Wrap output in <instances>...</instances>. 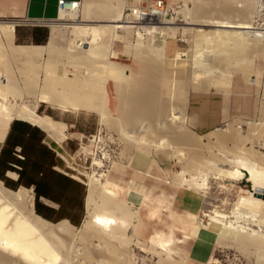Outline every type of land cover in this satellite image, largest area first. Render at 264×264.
<instances>
[{
  "label": "bare ground",
  "instance_id": "bare-ground-1",
  "mask_svg": "<svg viewBox=\"0 0 264 264\" xmlns=\"http://www.w3.org/2000/svg\"><path fill=\"white\" fill-rule=\"evenodd\" d=\"M220 1L221 5H223L222 1L224 0ZM220 1H205L208 7H212L211 10L206 8L208 12L205 9L206 15L201 19L188 17L189 19L185 23L186 26H182L183 30L191 29V26L215 27L212 32L205 30L206 28L192 27L196 32L204 33L202 34L204 38L203 36L202 38L204 43H206V47L220 39L218 34H223L221 39L232 41L233 44H238L244 48H249V46L252 48L258 47L262 40L254 37L248 30L252 20V13H250L246 5L248 6L249 4V8H251V2L254 1L242 0L241 4L242 6L245 5L246 9L241 8L236 19L230 16L234 12L232 7H230L233 10L231 12L226 9H218ZM227 1L225 0V2ZM127 6V0H86V7L83 8L84 19L77 21L75 20L76 14H71V20H65V15L61 12L57 20L48 24L51 26V34L44 45L15 44L13 41L14 25L0 22V65H5L3 62L8 63L11 59H15L17 65L19 62H25L26 65L33 63L30 67L24 65L25 67L20 68L19 72L26 77L23 81L24 86L21 88L16 77L12 76L10 79L7 77L8 73L6 74L0 70V110L5 113L0 121V139L2 140L8 133L14 120L27 122L41 129L57 143H61L66 139V124L57 121L48 114H40L38 112L40 103L59 107L65 111L69 108L94 111L99 114L103 122L109 121L118 124L120 128L118 129L119 131L121 130L120 133L122 135L131 131L133 134L129 136L128 141L134 148L152 149L153 144L151 142L146 143L148 141V134L146 135V133L150 132L151 121H154L158 127H167L172 134L174 133V140L180 142V144L181 142L186 143L188 147L192 148L194 152L190 154L187 167L189 171L193 172V175L195 173L200 175L201 178H205L210 168H212V171L218 168H215L217 163L226 164L236 160L230 159L231 157L228 159L227 155L225 156L227 153H231L232 158H237V160L241 156V159H239L241 160V168L237 167L227 170L218 168L217 172L235 179L246 178L247 181L252 182L253 188L251 192L249 191V196L239 199L236 205H244L257 216L258 212L264 211V159H259L261 161L258 164L254 163V160L251 164L244 162V160L248 159L250 151L249 148H245V145H242L246 144V141H243L244 137L241 136V138L235 134L234 129L232 130L233 127H223L213 132L216 137L215 140H218V144H220L219 146L217 145L218 154L222 152L220 156L214 153L213 149H209L208 146L206 151L209 153L207 156L200 153L201 150H204L202 149L204 148L202 141L192 136L184 127L187 94L177 97V99L174 98L176 99V104L173 107L169 104L171 101L167 103L160 96V86L163 83H160V78L157 80L156 76L163 73L161 70L164 61L166 62L169 55L168 42L163 40L158 45L146 44V46L138 48V56L140 58L145 56L148 62L143 58L140 60L141 64H145L141 65L144 68L143 73L138 75L137 79L135 78L129 82L124 83V76L122 77L123 67L112 59L106 61L108 57L116 58L118 55L117 51L113 49L112 43L116 40L123 41V38H125L117 33L120 28L131 29L136 27L132 24L138 25V31H135V35L139 38H142L143 32L148 35H154L156 32L164 33L169 31V35L173 36L174 32L180 28V25L176 24L175 21L164 20L165 17L151 18L153 17L151 13L148 15L147 21L138 20V23H135L125 16V8ZM212 13H216L217 16H213ZM62 27L70 35V42L65 47L57 46L63 34L61 32ZM197 36L201 37V35ZM194 41L196 45L193 48V52H196H194V58L189 59L187 62L190 65L192 64L193 69L194 65L197 68L201 65L204 68V72L207 73L203 72L205 74L204 77L207 79L198 82V85H195L193 89L229 88L233 72L228 69L227 71L224 70L225 67L223 69V66H219L216 61L202 62L201 58H204L203 55L208 50L207 48H199L203 40L200 41L196 38ZM256 41L259 43H256ZM262 43L264 44V42ZM254 44L257 45L254 46ZM259 50L257 51L260 52ZM41 60L44 62L43 69L40 67L43 64H40ZM35 61H39V67L38 63L34 64ZM83 68L85 70H82ZM18 69L17 67L15 71H18ZM11 70L13 69L11 68ZM201 71L200 73H202ZM33 73L34 75L36 74V78H34L36 81L33 80ZM200 73L196 74L194 72L193 76L196 80L197 76L199 78ZM217 73H219L218 77L216 76ZM39 75L41 79H38ZM3 76L7 77L6 80L1 79ZM156 80L157 82H155ZM208 80L211 83L208 84ZM110 83L113 84L111 90L113 95L119 100V109H122L123 117L114 118L111 113V97L108 87ZM5 89H8L6 91L12 96L10 97L12 101H9V94ZM21 89L29 97H33V106L24 102ZM19 100H21L20 103ZM145 121H150V124L149 122L148 125L146 124V133L144 136L137 137L143 132L142 126H145ZM163 129L158 131L160 132L161 130L163 133L165 131ZM239 139H243L242 141L240 140L242 144H239ZM256 141L259 142V140ZM161 142L165 145L168 144H166L167 138ZM177 142L175 144H178ZM256 143L253 142V144ZM211 147H213L212 144ZM251 148V153L252 150L256 153L257 150ZM187 150L189 151V149ZM247 151L249 152L247 153ZM234 152H245V155H238L237 153L236 155ZM244 156L245 159L243 158ZM254 156L252 155L256 160L257 155ZM95 165L99 168L104 167V163L101 160L95 161ZM102 176V172L91 176L85 196L86 216L80 228L74 226L68 219H62L55 223L45 219L35 211L33 201L28 202V195L32 193V188L20 186L17 190H12L0 179V264H137L132 247H145V245L129 233L133 226L132 223L136 220L135 211L129 205L127 199L118 193L120 191L119 186L111 184L113 187L108 189L106 181L102 180ZM11 177L16 178L17 175L14 173L11 174ZM215 212L216 215L212 217L214 220H217V217L228 219L235 215L234 210L232 211L233 216ZM249 223L260 226L261 223H264V214L259 215L258 219H249ZM228 224L229 227L237 232L235 240L237 243L242 245V247L254 245L261 253L262 257L260 258H264V239H260L258 236L255 237L256 230L254 231L252 228L250 230L242 225L232 226L233 222L231 220H228ZM175 254L167 250L165 260H180ZM159 256L160 259L158 260L161 263L163 260L161 259V252Z\"/></svg>",
  "mask_w": 264,
  "mask_h": 264
},
{
  "label": "rangeland",
  "instance_id": "rangeland-1",
  "mask_svg": "<svg viewBox=\"0 0 264 264\" xmlns=\"http://www.w3.org/2000/svg\"><path fill=\"white\" fill-rule=\"evenodd\" d=\"M153 1L154 0H129L128 6L140 5L143 7H149ZM203 1L204 0H165L169 10L173 12L165 17L164 20H173L176 24L180 25V28L174 32L175 36L169 35V31H165L164 33L156 32L154 35H148L143 32L142 38H139L135 35V31H138V25L135 24L132 25L136 27L131 29H127L125 27L118 29L117 33L125 38H123V41H113L112 47L117 51L118 55L116 58L108 57L109 59L107 58L106 61L112 59L118 65L123 67L122 77L124 76V83L132 81L135 78L137 79L138 75L142 74L144 70L143 66H141L144 63L141 64L142 62L140 61L143 57L140 58L138 56V48L146 46V44H152V46L158 45L163 40H166L168 42L169 56L172 52L174 54V56L170 58H178L181 60V64H183L185 81L182 85L186 86L187 92L181 94L175 93L174 91H168V88L165 87L164 77L166 74L164 75L163 65V68L161 67V71L163 73L156 76L157 80L160 78L159 82L163 83L160 86V96L162 99L166 100L167 103L171 101L169 104L173 107L176 104L177 97L187 94L185 104L186 119L184 127L186 131L192 134V136L202 141L204 145V148L202 149L204 150H201L200 153L207 156L209 153L206 151L208 146L209 149H213L212 151L218 154L219 149L217 148V145L219 146L220 144H218V140H215L216 137L213 132L223 127H233L232 130L234 129L233 131L235 134L239 137H244V140L239 139V144L241 143L240 140H243L246 141V144H241L245 145V148H249L250 153L251 147L257 150L256 153L252 150L251 154L253 156L257 155L256 157L258 161L257 159H254L255 156L252 157V155L248 153L249 151H247L249 157L246 153L248 159L244 160V156V159L242 158V160H244V162H248V164L253 163L254 160V163L258 164V162L261 161L259 159H264V147H262L264 145V88L262 86L264 80V44L260 42L262 45L258 44V47L256 46L257 44H254L257 48H252L251 46H249V48H244L238 44H233V42L228 39L227 40L229 42L221 39L223 34H218L220 39L216 40L214 43L210 42L212 44L207 45L208 47H206V43H204L203 39L204 35H202L204 33L196 32L194 28H206L205 30L212 32L215 27L191 26V29L187 30H183L182 27L186 26L185 23L190 17L201 19L206 15V8L211 10L212 7H208L206 5L207 0H205L206 2ZM251 1L255 2V0ZM254 2H251L253 5L250 3L251 8H249V4L248 6L246 5L247 9H249L250 13H252V16L254 13V10L252 11V9H254ZM219 3L221 5V1ZM241 3L242 0H229L227 2L224 0L222 1L223 5H218V9H226L231 12L232 9L230 7H232L234 12L236 11L237 13L232 12L233 14L231 13L230 16L236 19L238 11L241 8L246 9L245 5L242 6ZM81 4V11L75 15V20L77 21L84 19L85 16V13L83 14V8L86 7V0H81ZM206 11L208 12L207 9ZM212 15L217 16L216 13H212ZM64 19L71 20V16H65ZM47 29L48 35L45 42L34 45L46 44L51 34V26L48 25ZM61 32L63 34L61 36L60 43L57 46L65 47L70 42V35H68L65 28L61 29ZM197 35H201V37ZM196 38L200 41L203 40L201 42L202 44L200 43L201 47L199 48H207L208 50L205 55H203L204 58H201L202 62L206 63L216 61L219 66H223V69L225 67L224 70L227 71L228 69L233 72L231 88L227 94L221 90H218L217 92H212L214 90H205L202 92L203 94L216 95L217 98L219 97V99H222L223 113L226 115L220 125L205 135H200L201 133L192 128L189 112V97L191 96L190 90H192L195 85L197 86L198 82H201L203 79H207L204 77V73L206 72H204V68L201 67V65L199 68L194 65L193 69L192 64L190 65V63L187 62L189 59L194 58L193 55H195L194 52L196 51L193 52V48L196 45V42L194 41ZM257 42L258 41H256V43ZM175 48L177 53H175ZM145 58L146 57L144 56L143 59ZM145 60L147 61V59ZM13 61H15V59H11V61L9 60L8 63L3 62L5 65L1 64L0 70L6 74L8 73L7 77L9 78L12 76L14 78L16 77L19 82V87L21 88L24 86L23 81L26 77L22 76L19 71L20 68L25 67L24 65H26V63L18 61L19 63L17 65V62ZM59 62L58 64L61 66ZM36 63L39 64V61H35L34 64ZM29 64L26 66L30 67L33 63ZM40 64L42 65L40 66ZM40 64L38 67L40 66L42 67L41 69H43L44 62L42 61ZM59 65L58 67H60ZM7 66L10 68L9 70ZM17 67L19 68L18 71H15L17 70ZM11 68L13 70H11ZM82 70L85 69L83 68ZM200 71L202 73H200ZM108 72H110V70H108ZM194 72H196V74L200 73V76H202H199V78L197 76L196 80L193 76ZM9 74L11 75L9 76ZM216 76L218 77L219 73H217ZM7 77L3 76L1 79L6 80ZM32 77L34 80V78H36V74L34 75L33 73ZM39 77L38 79H41L40 75ZM157 80L155 82H157ZM203 82L205 83V81ZM207 83L209 84L211 82L208 80ZM112 86V83L108 86L111 97V113L114 118L123 117V113H121L122 109H119V100L112 93ZM6 90L8 91V89H5V91ZM21 91L23 92L24 102L33 106V97H29L23 89H21ZM7 93L9 94V92ZM10 97L12 96L9 94L8 99L9 101H12ZM20 102L21 100H19V103ZM224 106H226V109ZM38 112L40 114H48L57 121H61L66 124L65 134L67 137L61 143L55 142L47 135V140L48 142L50 141L51 146L55 149V151L63 155L64 151H67L71 155L65 159L55 152L59 170L71 178L74 177V180L81 182L86 188V194L91 176L101 172L103 174L102 180L104 182L106 181L105 183L107 184L106 187L108 189L112 188V185L119 186L120 191L118 193L122 194L127 199L129 205L132 206L135 211L136 220L132 223L133 226L131 227L129 233L138 241L144 243L146 247H132L137 264H264V258H260L262 257L261 253L254 245L243 246L245 248L247 247L245 249L242 245L235 241L237 232L229 227L228 224V220H231L233 222L232 226L242 225L250 230L254 229V231L256 230L255 237L258 236L260 239H264V223H261L262 226H259L258 224L251 225L249 223V219H258V216L264 214V211L261 210L257 213V216H255L253 211L244 205H236L239 199L249 196V191L251 192L253 188L252 182L247 181L246 178L235 179L217 172L218 168L227 170L240 167L241 160L239 159H241V156L238 158L239 162L237 158H232L231 153H229V155L228 153L225 154V152H223L225 156L227 155L226 157L228 159L231 157L230 159H236L237 161L234 160L226 164H221V162L220 164L217 163L215 168H218L214 169L213 167L214 172L212 171V168H210L211 170L209 169L207 176L205 178H201L200 175H196L195 173L193 175V172L189 171L187 167L190 154L191 152H194L192 148H190V146L188 147L186 143L181 142L180 144V142L174 140V133L172 134L167 127H162L164 128L163 130H165L163 133L161 130L159 132L158 130L162 128L158 127L154 121H151L152 124H150V121H145V126H142L143 132L140 135H137V137L145 135V130L147 129L146 124L148 125L149 122L151 130L146 133V135L148 134V141L146 143L151 142L153 146L151 150H147L145 148L141 149L132 147L128 141L129 136L133 134L131 131H126L128 133L122 135L120 133L121 130L119 131L120 128L118 127V124L109 121L103 122L100 119L99 114L94 111L74 110L72 108L65 111L59 107L40 103ZM4 114L5 113L0 110V121L2 120ZM166 138V144L168 143L167 145L161 142ZM256 140H259L260 143ZM176 142L178 144H175ZM249 142H252V144ZM253 142H257L258 144H253ZM211 144L213 147H211ZM137 149L138 152L144 151L147 154H153L156 163L152 173L148 175H137L135 173H131L130 169H128V166L134 157V152H136ZM245 152L236 153L238 155H245ZM220 154L218 155L220 156ZM97 160H101L104 163V167L99 168L96 166L95 161ZM139 187H141V190L139 191L140 194H138ZM178 190L180 193L176 205H174L172 203V197ZM31 194L32 196H30ZM31 194L28 195V202L33 201L35 208L34 190H32ZM136 195H138V202L131 203L135 199ZM214 210L226 216H233L232 211L234 210L235 215L234 217H230L228 219H221V217H217V220H214L212 219V217L216 215ZM85 216L86 210L84 211L82 222L79 225L72 224L77 228H80ZM51 222L55 223L58 221ZM164 249L166 252L167 250H170L176 253V257H179L178 259L180 260H165L166 252ZM160 252L162 255L161 259H163L161 263L158 260L160 259ZM182 259L184 260L183 262Z\"/></svg>",
  "mask_w": 264,
  "mask_h": 264
},
{
  "label": "crops",
  "instance_id": "crops-1",
  "mask_svg": "<svg viewBox=\"0 0 264 264\" xmlns=\"http://www.w3.org/2000/svg\"><path fill=\"white\" fill-rule=\"evenodd\" d=\"M127 3H129V0H127ZM58 16L59 0H0V22L11 23L14 25L13 41L15 44L44 43L48 35V25L43 22L56 20ZM175 53H177L176 48ZM172 56H174L173 52L170 53V56L168 55V58L164 64V75L166 74V76L164 77L165 87L168 88V91H174L175 93L183 94L187 92L186 86L182 85V83L185 81L183 64H181V60L178 58H170ZM231 84L227 89L222 87L218 89L201 88L190 90L191 96L189 97V112L192 123L191 125L192 128L196 129L199 133H201V135H205L215 129L223 122L224 117L226 116L223 113L222 99H219V97L217 98L216 95L214 96L203 94L202 92H204L205 90H214L212 92L221 90L225 94H227L230 91ZM224 107L226 109V106ZM14 121L24 122L21 120ZM13 122L5 137L2 140L0 139V178L5 179L13 187H17L19 185L18 179L20 176V172L25 175H27V173L38 175L34 181H40L41 170L35 169L34 172H32L31 170L33 159L36 156H32L29 154V161L26 163L24 162L27 155L23 152L21 144L18 142L20 133H22L24 129H22V127H20L21 125H19L13 129V132L11 134ZM43 133L45 134V136L42 140V144L46 145L54 153L55 164L54 166H52V169L59 173H63L58 168L59 165L57 158L55 157V149L51 146L50 141L48 142L47 134L45 132ZM23 136L25 139V137L27 138L29 134L23 133ZM38 151L39 148H36V152ZM133 156L134 157L130 162V165L128 166V169H130L131 173H135L137 175H148L152 173L156 163L152 153L147 154L144 151L138 152L137 150L136 152H134ZM39 164H41V162ZM42 166L46 167L47 165L42 164ZM14 173L17 175L16 178L11 177V174ZM25 175H23L21 183L23 185H30L27 188H32L34 190L35 186L33 184V180H27ZM140 190L141 187L138 188V194H140ZM179 193L180 191L178 190L172 197V203L174 205H176ZM40 202L45 206L43 212L52 219L48 220L59 221L62 219H68L69 221H71L68 217H66V215L65 217H60L61 213L58 212L60 209L59 203L44 196L40 197ZM135 202H138V195H136L135 199L131 203ZM65 211L63 208V213H65ZM84 211L85 205H83V209L81 210L79 209L78 205H75L74 210H70L69 213L74 219H76V221L81 223L84 217Z\"/></svg>",
  "mask_w": 264,
  "mask_h": 264
},
{
  "label": "trees",
  "instance_id": "trees-1",
  "mask_svg": "<svg viewBox=\"0 0 264 264\" xmlns=\"http://www.w3.org/2000/svg\"><path fill=\"white\" fill-rule=\"evenodd\" d=\"M19 125H21L20 127L24 129L23 132L20 133L18 140V142L21 144L23 152L27 155L24 162L26 163L29 161L30 155L36 156L33 159L31 170L32 172H34L35 169L41 170L40 181H34L38 175L30 173L25 175L21 172L18 179L19 185L17 187H13L3 178L0 179L7 187L16 190L20 185H23L21 180L23 175H25L27 180H33V184L35 186V211L39 215L45 217L46 219L52 220L43 212L45 206L40 202V197L44 196L60 204V209L58 211L61 213L60 217H65L66 215V217H68L73 224L79 225L80 222L76 221V219L71 216L69 211H73L75 205H78L80 210L83 209L84 198L86 195L85 186L81 182L74 180L68 175L59 173L52 169V166L55 164L54 153L46 145L42 144L45 134L39 128L34 127L27 122L14 121L11 134L13 129ZM23 133H27L29 136L27 138L25 137L24 139ZM36 148H39L38 152H36ZM40 162L41 164H39ZM42 164L47 166L44 167ZM23 186L29 187L30 185L24 184ZM63 208L64 211L66 209L65 213H63Z\"/></svg>",
  "mask_w": 264,
  "mask_h": 264
},
{
  "label": "built area",
  "instance_id": "built-area-1",
  "mask_svg": "<svg viewBox=\"0 0 264 264\" xmlns=\"http://www.w3.org/2000/svg\"><path fill=\"white\" fill-rule=\"evenodd\" d=\"M82 4L81 1H66V0H59V16L61 12L64 13L65 16H70L71 14H78L81 10ZM139 7V8H138ZM173 11L169 10V7L165 0H154L149 7L143 6H127L125 8V16L129 19L138 23V20H145L147 21L148 15L151 13L153 17H167ZM57 18V19H58ZM56 19V20H57ZM53 21H45L43 23L49 24L54 22ZM254 37H257L264 42V0H255L254 4V13L252 16L251 24L248 29ZM264 68V67H263ZM264 88V80L262 83ZM56 154L66 159V157H70L71 155L64 151V155L55 151ZM74 178V177H73Z\"/></svg>",
  "mask_w": 264,
  "mask_h": 264
}]
</instances>
